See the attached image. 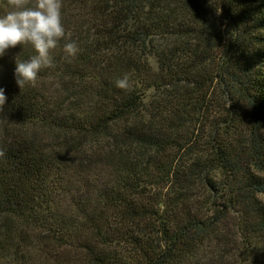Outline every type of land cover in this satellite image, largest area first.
Instances as JSON below:
<instances>
[{
    "label": "trees",
    "instance_id": "16d2710c",
    "mask_svg": "<svg viewBox=\"0 0 264 264\" xmlns=\"http://www.w3.org/2000/svg\"><path fill=\"white\" fill-rule=\"evenodd\" d=\"M62 5L0 56V264H264V0Z\"/></svg>",
    "mask_w": 264,
    "mask_h": 264
},
{
    "label": "clouds",
    "instance_id": "9594fccd",
    "mask_svg": "<svg viewBox=\"0 0 264 264\" xmlns=\"http://www.w3.org/2000/svg\"><path fill=\"white\" fill-rule=\"evenodd\" d=\"M8 10L0 15V56L7 49L30 44L35 54L28 59H16L15 77L17 85L35 87L43 68L52 67L51 52L65 37L62 19V0H7ZM63 51L68 57L79 52L76 42H65ZM116 87L131 91L132 83L127 74L115 82ZM7 101L5 89L0 88V112ZM5 152L0 149V157Z\"/></svg>",
    "mask_w": 264,
    "mask_h": 264
},
{
    "label": "rangeland",
    "instance_id": "374dc122",
    "mask_svg": "<svg viewBox=\"0 0 264 264\" xmlns=\"http://www.w3.org/2000/svg\"><path fill=\"white\" fill-rule=\"evenodd\" d=\"M150 63H151V66L153 67V69H154V70H157L158 64H157V61H156L154 58H151V59H150ZM55 81H57V80L55 79V80L52 81V86H53V87H55V83H54ZM53 84H54V85H53ZM262 134H263V136H264V129H263V131H262ZM263 200H264V199H263ZM212 250L217 251V252L220 253L219 248H218V249H212ZM213 258H215V260H217L215 256H214ZM230 260H231V259H230Z\"/></svg>",
    "mask_w": 264,
    "mask_h": 264
}]
</instances>
